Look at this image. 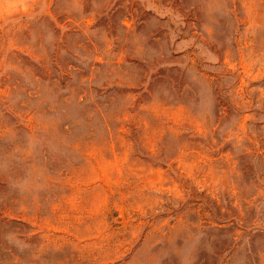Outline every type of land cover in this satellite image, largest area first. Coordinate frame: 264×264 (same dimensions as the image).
I'll list each match as a JSON object with an SVG mask.
<instances>
[{
    "label": "rangeland",
    "instance_id": "374dc122",
    "mask_svg": "<svg viewBox=\"0 0 264 264\" xmlns=\"http://www.w3.org/2000/svg\"><path fill=\"white\" fill-rule=\"evenodd\" d=\"M0 264H264V0H0Z\"/></svg>",
    "mask_w": 264,
    "mask_h": 264
}]
</instances>
